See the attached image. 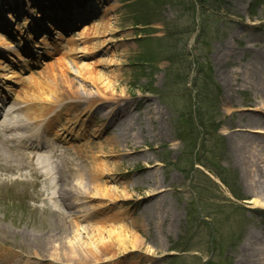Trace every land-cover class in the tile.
Returning a JSON list of instances; mask_svg holds the SVG:
<instances>
[{"label": "rangeland", "instance_id": "rangeland-1", "mask_svg": "<svg viewBox=\"0 0 264 264\" xmlns=\"http://www.w3.org/2000/svg\"><path fill=\"white\" fill-rule=\"evenodd\" d=\"M74 1L75 8L83 2L81 10L92 11L94 16L69 29L65 36L73 41H59L58 55L40 44V33L32 41V48L41 56L49 53L51 57L29 59L25 53L32 50L26 42L19 46L17 34L28 36L34 24L44 27L51 16L56 17V6ZM91 1H98L101 8L89 10ZM214 1L207 3L212 4V9L196 12L189 0H164L160 5L152 0H40L39 4L32 0H0V86L19 82L13 84L20 97L15 108L26 105L23 97L31 100L35 96H54L55 101H43V106L35 102V110L44 107L50 113L62 105L70 110V103L93 97L102 101L104 93L114 94L125 104L121 115L109 125L106 123L110 118L100 124L96 119L109 108H95L92 117H83L84 127H73V135L67 137L74 144L91 145L96 154L101 149L96 147H107L116 137L114 126L124 116L132 121L127 145L139 151L138 164L125 145H121V150L126 151L120 158H102L100 163L121 162L124 170L115 168L113 172L128 188L123 190L115 181L109 183L111 189L118 187L123 194L128 192L126 201L118 200L116 208L109 205V215L114 212L130 223L136 222L149 240L136 249L106 248L109 260L97 264H239L243 253L247 255L244 249L260 247L258 239L264 236V183H258L256 189L252 187L244 165L250 153L236 151L234 143L255 136L264 141V130L239 127L238 132L232 126L247 124L253 115L264 121L259 87L243 83V66L252 56L251 51L244 54V48L264 52V0ZM9 13L17 14V23L9 29L15 32L16 39L6 32ZM87 28L91 29L88 38L78 35ZM238 32L240 39L234 41ZM226 44L229 53H222L227 62L223 57L220 64L217 53ZM43 61L46 65H40ZM34 62L41 67H31ZM24 64L29 67L27 71L22 68ZM70 83L75 84L72 90L65 86ZM248 102L253 106L246 107ZM49 104L51 109L47 111ZM247 108L253 111L242 112ZM57 126L62 128L58 123ZM86 126L102 131L84 137ZM29 132L17 130L11 134L25 136ZM14 146L25 152L16 143ZM9 147H0V264H9L5 258L13 255L21 257L20 264H52L50 257L62 260L56 264H64L66 258L60 255L63 250L50 248L48 243V223L57 227L54 233L60 234L61 218L48 214L47 206L53 204L44 200L54 190L32 174H36L33 165L21 172L7 173L18 164L11 161L16 154ZM251 150L256 159L260 148ZM147 159L154 167L145 174L131 170L145 166ZM126 171L131 173L126 175ZM55 176L58 178V174ZM149 191V195L159 194L160 203L155 211L149 209L146 217L138 200ZM107 203L89 201L82 208ZM70 223V219L65 223L66 229ZM91 223L82 222L80 227ZM73 234L78 233L74 230ZM257 260V264H264L263 257Z\"/></svg>", "mask_w": 264, "mask_h": 264}, {"label": "bare ground", "instance_id": "bare-ground-1", "mask_svg": "<svg viewBox=\"0 0 264 264\" xmlns=\"http://www.w3.org/2000/svg\"><path fill=\"white\" fill-rule=\"evenodd\" d=\"M96 7L99 9L101 8V4L96 3ZM78 12V11H77ZM77 12L74 11L70 12L72 16H76ZM82 12V11H79ZM58 13V14H57ZM56 15L57 18L63 19L60 14H62L61 11H57ZM88 13V12H86ZM55 17V16H54ZM76 19V17H75ZM79 20H81V17H78ZM55 20V19H50ZM58 22L56 25L63 27L64 25H70L72 17H66L64 20L56 19ZM55 20V21H56ZM15 21V16L10 15L8 17V23H13ZM2 27H5L4 24H2ZM35 28V27H34ZM52 30L54 29L52 26H49ZM39 32V31H38ZM55 34H58V36L55 38V40H61V41H67L72 42V38H65L63 33L61 31L56 32ZM91 34V29L87 28V31L78 33L79 36H84L85 38H88ZM241 33H237V36H233L234 41H237L240 39ZM4 38V37H3ZM32 35L28 36V40L32 39ZM42 38V36H41ZM27 40V39H26ZM49 38L45 36L40 42L43 43L45 46L49 47L56 53L58 52V46L59 43L52 44L49 42ZM87 41V39H86ZM76 43V42H75ZM51 45V46H50ZM229 50V44H226V46H221L220 51L217 53V61L220 64L222 63V59L226 54L222 53L228 52ZM251 58L248 59V62L243 66L245 68L244 70V85H250L254 87V84H256L259 88V95L260 103H263L264 105V52L263 50H254L251 48H244L243 52L244 54L251 53ZM229 53V52H228ZM70 54L74 55L75 52H71ZM233 55V54H232ZM50 56V54H48ZM222 58V59H221ZM227 62V59H225ZM41 65H46L45 62H39ZM33 65H38L36 62L33 63ZM24 69H27V65L24 66ZM81 76L83 73L81 70L79 71ZM93 73V72H91ZM15 78H18V75L14 76ZM99 78V77H98ZM102 78V76H100ZM226 80V78H225ZM10 81V80H9ZM20 81V80H18ZM94 81V80H93ZM10 84H18L19 82H12L10 81ZM88 85L91 84V82H87ZM75 84H67L65 85L70 90L75 88ZM74 86V87H73ZM249 86V87H250ZM12 85L7 86L5 92H7L9 95L14 94V101L17 102L20 98L19 95L12 89ZM106 90L108 89V85L105 86ZM110 88V86H109ZM114 95V94H113ZM106 96L104 93L102 96V101L96 100L93 98H86L85 101H77L74 103H70V110L68 109V114L66 116L63 115L64 109L61 108V113L65 119H62L61 117L58 118L59 122L64 125V128L62 129V134H59V131L56 130L55 134H53V131L57 129L56 122H53V119L51 117H48L49 113L46 112V108L41 107L38 108V110H35V102L36 105L43 106V101H50L49 103H52L53 99L51 97H31L32 103L30 102V99L22 100V103L26 104L23 108H20L18 112L22 113L19 118L16 119H9L6 118L3 123L1 124V128L5 133H8L10 131L14 130H20V131H31L35 125H37L42 118L47 122L49 130H45V132H51V135H54V139L56 141L62 140L63 144H67L65 146L63 151H60L57 146H53L49 143L46 149L50 151L51 156L45 159H39L38 164H43L42 167L45 166L47 169L46 172H38L36 175L41 180L47 182L50 184L49 189L54 190L47 199L52 201L53 206H48V214L58 215L60 219L59 233H54V231L57 230V227L55 225H51L50 223L47 224L46 228L50 229L51 234L48 233L49 239L48 243L51 245L50 248H55L58 250H63L60 255L66 258L65 262L66 264H72L74 262L79 261L80 264H89L90 262L94 261L96 263L91 264H97L99 261L103 260H109V257H107L106 248L107 249H113L114 246H120L121 248L130 247L132 249L140 248L142 245V242L146 239L149 240V237L145 238V232L143 227L138 226L136 222L130 223L128 219H125L124 217L111 212L109 215V205L116 208V203L118 200H121V198H124V201H126L127 193L123 194L119 190L118 187L116 188H109L108 185L111 182H116L120 188L123 190H127V185L121 180H119L118 176H116V172H113V170L119 169L124 170V167L121 162H105L102 164L100 161L104 159L106 161L108 158H120L126 150H121V145H125L130 150V156L134 157L135 164H138L140 161L139 158H136L139 154V151H136V149L131 148L128 144L127 139V132L131 131L132 128V121L124 116L123 121H121L119 124L115 125L116 128V137L112 139L111 143L107 145V147L100 145L99 147H96L95 149L101 148L98 153L96 154L95 151H93V148L89 144H74L67 142L66 138L63 139L62 136L66 134L72 135L74 133L75 127H84V121L83 117L90 116L92 117L93 112H95V108H104L108 107V111L101 115V118H97L96 122H99L100 124H104L105 120L108 121L106 125H109V123L117 116L121 115L124 112V106L122 100L115 99L114 96ZM27 96V95H26ZM9 99H12L9 97ZM78 99V97H76ZM13 100V99H12ZM60 102V101H58ZM51 105H47V111H50ZM64 105H62L63 107ZM98 106V107H95ZM247 106H253L252 102H248ZM264 107V106H263ZM252 108L242 109V112H251ZM262 109V108H261ZM53 110V109H52ZM51 110V111H52ZM16 112V111H15ZM253 114L258 113L257 111L252 112ZM74 127V128H73ZM239 127H248L250 129H259L258 132H261L264 130V121L262 118H260L258 115H253L249 117V121L245 125H237L232 126V128H235V131H240ZM84 135H95L102 131V129H99L95 126H86L84 129ZM238 132H235L237 136H239ZM34 135L33 142L32 143H41L43 142V137L33 132L31 134ZM22 141H25L26 139L22 136ZM259 137H246L244 138V141L238 140V142L234 143V149L238 152H248L250 153L249 156L244 161V165L246 166V176L248 179H250V183L254 189H256L258 183H264V141H259ZM242 141V142H241ZM263 144V145H262ZM252 148H260V153L258 155L253 156ZM68 155L69 157L65 158V156ZM18 160L16 161L18 165L23 168L26 166L25 159H20V154L17 155ZM103 158V159H102ZM54 159V160H52ZM61 159L60 162H58ZM52 160V161H51ZM146 164L143 167L137 168V169H131L129 167H126L125 170L131 169V170H137V173L145 174L149 169L153 168L154 165H149L150 161L149 159L146 160ZM263 165H262V164ZM114 167V168H111ZM10 171H14V168L11 167ZM135 172V171H133ZM254 172V174L252 173ZM130 171H126L125 174H130ZM55 174H58V181L55 182L56 177ZM120 174V173H119ZM118 174V175H119ZM121 175H124V171L121 172ZM106 177V178H105ZM256 179L258 182H256ZM60 183V184H59ZM138 187V186H136ZM151 192L149 191L146 195H143L138 200V203L142 204L143 206V214L146 215L149 212V209L151 212L155 211L157 208V204L160 203L157 199L159 194H153L149 195ZM264 193V192H263ZM48 196V195H47ZM58 196V198H57ZM75 198V199H74ZM260 198V197H258ZM60 201H59V200ZM131 199V198H129ZM105 201L107 200V204H100L99 207L93 208V209H83L82 206L84 204L89 203V201ZM259 201V200H258ZM144 202V203H143ZM146 202V203H145ZM261 202V201H259ZM66 209L68 212H64L62 209ZM97 215H100L101 217L96 219ZM125 216V215H124ZM73 221V223H70V226L68 229L65 228V223L68 222V220ZM92 221V223L86 227L81 228L80 225L82 222ZM76 227V229H75ZM74 230L78 234H73L71 236V233H74ZM138 233V235L136 234ZM60 235V237L58 236ZM260 240V247L258 248H250L247 247L244 249L247 255L243 253V259L239 262V264H257V258L263 257L264 258V236L259 238ZM151 242V241H150ZM153 244L156 246L158 245V241H155ZM9 264H20L21 257L19 255H13L11 257L5 258ZM50 260L52 261V264H56L58 262L62 263L61 259H56L53 257H50ZM64 263V264H65Z\"/></svg>", "mask_w": 264, "mask_h": 264}, {"label": "trees", "instance_id": "trees-1", "mask_svg": "<svg viewBox=\"0 0 264 264\" xmlns=\"http://www.w3.org/2000/svg\"><path fill=\"white\" fill-rule=\"evenodd\" d=\"M153 1V3L155 4V5H160V3L162 2V1H164V0H152ZM169 1H171V2H174L175 0H169ZM210 1H214V0H197V2L199 3V5H201L203 8L204 7H208L207 6V3H209L210 4ZM215 3H216V1H214ZM191 3V2H190ZM212 5V4H211Z\"/></svg>", "mask_w": 264, "mask_h": 264}]
</instances>
